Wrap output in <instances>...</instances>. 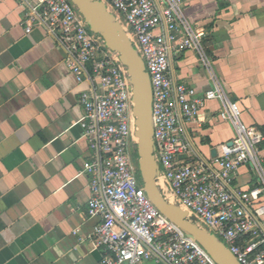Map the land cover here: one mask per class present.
Returning <instances> with one entry per match:
<instances>
[{
  "label": "built area",
  "instance_id": "obj_1",
  "mask_svg": "<svg viewBox=\"0 0 264 264\" xmlns=\"http://www.w3.org/2000/svg\"><path fill=\"white\" fill-rule=\"evenodd\" d=\"M19 1L25 33L44 28L64 49L65 64L77 83H91L79 95L78 126L93 159L83 164L80 174L89 179L86 214L97 220L92 235L102 251L100 264H216L146 196L138 171L133 91L118 54L89 30L70 0ZM96 1L122 26L148 74L153 156L159 166L156 184L163 197L214 234L240 264H264V165L259 155L263 137L242 121L237 104L217 79L197 97L194 88L175 83L170 74L172 51L192 50L205 59V33L186 20L182 0ZM211 100L221 103L218 118L234 130L232 141L222 145L212 161L215 174L205 164L182 160L188 144L181 137V123L194 121ZM245 164L257 184L233 195L228 186Z\"/></svg>",
  "mask_w": 264,
  "mask_h": 264
},
{
  "label": "crops",
  "instance_id": "obj_2",
  "mask_svg": "<svg viewBox=\"0 0 264 264\" xmlns=\"http://www.w3.org/2000/svg\"><path fill=\"white\" fill-rule=\"evenodd\" d=\"M182 1L186 20L205 33V59L172 51L171 77L197 97L217 79L242 121L262 135L264 165V0ZM23 16L19 0H0V264H100L97 220L86 214L89 179L80 174L93 159L78 126L79 95L91 83H77L64 49L44 28L25 33ZM220 109L207 101L194 121L181 123L188 144L182 160L205 164L211 174L218 173L212 161L220 147L234 137ZM256 184L245 164L228 187L236 195Z\"/></svg>",
  "mask_w": 264,
  "mask_h": 264
},
{
  "label": "water",
  "instance_id": "obj_3",
  "mask_svg": "<svg viewBox=\"0 0 264 264\" xmlns=\"http://www.w3.org/2000/svg\"><path fill=\"white\" fill-rule=\"evenodd\" d=\"M84 18L89 30L99 35L105 46L119 56L126 67L133 91L134 137L137 139L138 171L147 198L153 206L188 238L195 241L216 264H240L228 248L212 233L199 228L195 218H188L186 211L167 201L156 184L159 166L155 162L152 141V91L144 64L132 47L122 26L96 0H70Z\"/></svg>",
  "mask_w": 264,
  "mask_h": 264
}]
</instances>
